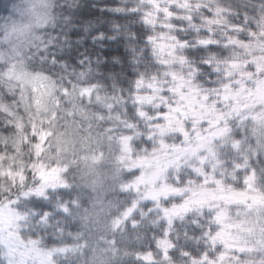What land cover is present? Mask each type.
<instances>
[{
  "label": "trees",
  "instance_id": "trees-1",
  "mask_svg": "<svg viewBox=\"0 0 264 264\" xmlns=\"http://www.w3.org/2000/svg\"><path fill=\"white\" fill-rule=\"evenodd\" d=\"M34 2L0 0V32L26 24ZM136 2L51 0L44 29L34 31L30 41L1 48L0 58L5 53L7 59L10 49H16L13 61L23 71L49 80L50 90L46 110L36 112L30 92L3 78L5 66L0 62V155H17L20 165L0 177V207L7 206L21 218L16 234L37 244L52 264H144L142 258L148 254L147 264H264V102L237 114L231 100L222 103L240 85L251 88L247 78L257 70L252 60L260 57L257 48L264 40V0H198L212 6L211 21L198 19V32L185 25L181 33L218 46L194 54L180 50L177 61L186 57L180 62L187 70L186 83L218 114L230 115L219 126L225 131L207 149L165 169L164 183L180 197L146 199L143 189L134 186L141 170L129 168V161L97 157L103 152L99 149L67 155L56 163L54 187L36 194L41 179L36 178L37 162L29 146L36 139L30 133L32 123L39 132L53 118L73 122L77 132L64 128L60 133L70 142L86 129L98 145L108 144L109 135L131 137L130 157L136 162L163 163L172 159L163 156L164 145L202 146L208 139L207 124L191 131L185 122L184 133L191 132L185 140L181 134H157L154 122L137 119L132 111L135 106L136 112L149 117L155 111L136 105L131 92L136 74L143 75L145 64L152 63L143 39L136 38L137 32L147 30L138 14L115 10ZM203 60L212 64L216 75L203 71L196 80V65ZM176 72L179 76L180 69ZM263 76L264 72L259 77ZM98 126L102 130L96 139L93 130ZM242 193L260 197L259 203L223 199ZM200 194L203 205L178 216L172 212L186 198ZM41 209L46 218L37 217ZM220 224L237 249H224L229 242L216 243ZM0 264L5 263L0 259Z\"/></svg>",
  "mask_w": 264,
  "mask_h": 264
},
{
  "label": "rangeland",
  "instance_id": "rangeland-1",
  "mask_svg": "<svg viewBox=\"0 0 264 264\" xmlns=\"http://www.w3.org/2000/svg\"><path fill=\"white\" fill-rule=\"evenodd\" d=\"M51 0H35V4L32 8L33 16L29 19L23 27L16 25L14 30H2L0 32V53L1 48H6L10 44L21 41H30L33 39L34 31L42 30L46 27L48 21L49 5ZM11 47V46H10ZM10 59H7L5 53L1 56L0 62L5 66V71L2 74L3 78L7 81H12L22 88L27 89L31 94V101L34 106V110L38 113L45 111L44 108L46 101L49 98L50 82L42 76H34L29 72L23 71L19 63L14 62L13 58H16V49H10ZM257 51L260 57L252 60L257 65V70L254 75L249 76L247 80H252L251 88L240 85L236 91H232L223 98L222 103L227 104L231 100L234 105V113L240 112L251 105H259L264 102V76L259 77L264 72V40L260 42ZM183 82V81H182ZM184 87L188 90L183 93L180 99L175 103V106L168 104V111L163 114L162 119H157L160 116L158 111V104H152L151 108L138 105L140 108L146 107L148 110H155L153 115L149 117L146 112H143L141 118H147L154 122L152 126L156 133L162 136L167 135H183L184 139H189L191 132L184 133L185 122L191 124V131H196V127L201 124H207L206 130L209 131L208 139L201 143H195L196 145L189 147H182L179 142L177 145L166 144L163 147V156L171 155L172 159H166L161 162L157 160H142L136 162L132 160L130 140L131 137H112L109 135L107 138L108 144L96 143L93 138L89 137L88 130H83L81 136L73 138L70 142L68 138H63L60 133L64 128L72 129L73 132H77V128H73L72 123H66L60 119L53 118L47 121L46 127L37 131L38 125L32 123L30 125V133L35 136L34 145H29L33 150L34 159L37 162V175L36 178L41 179L40 184L36 187V194L43 195V193L54 187L57 178V164L64 160L67 155L72 154L74 151L85 153H92V150H102L103 152H97V157H115L119 161H129V168L132 170L140 169V177L136 180L135 189H143L145 198L150 201H158L165 199L171 195L180 197L181 193L177 190H172L164 183V172L168 166L176 164L179 160L190 156L195 153L201 152L204 148L210 145V141L216 137H220L222 132L225 131L224 127H219L225 122V119L230 115V112L226 114H218L215 111L214 106L208 105L205 98L198 95V91L192 88L188 83L183 82ZM245 85V84H244ZM161 86H167L162 84ZM158 96L159 93H156ZM166 99H171L166 98ZM183 101L182 103L180 101ZM158 103H165V100H160ZM157 121L159 123L157 124ZM93 130L95 133L93 137L98 135V132L102 130V127L98 126V129ZM97 139V136H96ZM98 145V146H97ZM98 150V151H99ZM166 150V151H165ZM95 154V153H94ZM21 156V155H20ZM43 157V158H42ZM22 158V156H21ZM97 158V159H100ZM18 156L3 152L0 155V177L6 174L7 170L12 166L18 167ZM39 159H41L39 161ZM165 163V164H164ZM212 197V196H211ZM226 202H239L247 204L248 202L256 205L259 203L260 197L249 195L246 193L237 194L234 196H227L223 198ZM215 202V199H213ZM204 197L200 194L195 198H186L184 203L180 207L173 209V213L178 216L185 209L189 207H196L200 204L203 205ZM21 223V218L11 211L7 206L0 207V259L5 264H52L46 254L35 243H26L20 239L16 234L17 228ZM222 231L215 237L216 243L221 244L229 242L231 245H222L224 249L232 250L237 249L234 246L233 239H229V234L225 230V226L221 225ZM223 255L219 258V262L223 261Z\"/></svg>",
  "mask_w": 264,
  "mask_h": 264
},
{
  "label": "snow or ice",
  "instance_id": "snow-or-ice-1",
  "mask_svg": "<svg viewBox=\"0 0 264 264\" xmlns=\"http://www.w3.org/2000/svg\"><path fill=\"white\" fill-rule=\"evenodd\" d=\"M115 10L138 14L139 22L147 30L144 33L137 32L136 38L143 39L147 50L152 54L150 57L152 63L145 64L144 74L138 72L132 80V99L136 105L148 108H151L152 104H158L160 116L157 119H162L163 114L168 111V104L175 106L176 101L188 90L183 84L187 80V70L180 68V62L185 61L186 57H179L178 62L177 53L183 50L194 54L203 52L205 47L208 49L218 47L210 41L191 40L188 36L181 35L186 31L185 25H188L193 32H198L199 30L194 27L198 19L201 22L211 21L214 15L212 6L198 0H137L131 8L117 7ZM177 21L180 23H176ZM178 68L179 76L176 72ZM196 68L200 70L196 74V80L202 78L203 71L208 72L209 75H216L212 71V64L206 60L197 64ZM162 84L167 86H161ZM156 93L159 95L157 96ZM169 97L171 99H166ZM160 100H165V103H158ZM132 111L137 119L143 116V112H136L135 106ZM40 198L44 199L43 196ZM36 215L46 218L47 212L41 209ZM149 256L150 254L142 258L144 264H147Z\"/></svg>",
  "mask_w": 264,
  "mask_h": 264
}]
</instances>
